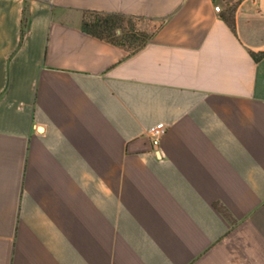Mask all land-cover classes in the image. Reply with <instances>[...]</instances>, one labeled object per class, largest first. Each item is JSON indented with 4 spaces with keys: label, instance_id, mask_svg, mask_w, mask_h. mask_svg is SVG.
Here are the masks:
<instances>
[{
    "label": "crops",
    "instance_id": "obj_1",
    "mask_svg": "<svg viewBox=\"0 0 264 264\" xmlns=\"http://www.w3.org/2000/svg\"><path fill=\"white\" fill-rule=\"evenodd\" d=\"M261 51L264 0H0V264H264Z\"/></svg>",
    "mask_w": 264,
    "mask_h": 264
},
{
    "label": "trees",
    "instance_id": "obj_2",
    "mask_svg": "<svg viewBox=\"0 0 264 264\" xmlns=\"http://www.w3.org/2000/svg\"><path fill=\"white\" fill-rule=\"evenodd\" d=\"M124 16H131L126 15L119 12H106V11H99V10H90L85 9L82 11V28L86 31L96 35L98 37H106L110 40L116 41L109 36L106 35H113V24L119 22V20ZM229 26L233 29V21L232 19H228ZM90 26V27H88ZM252 55L255 58H259L264 55V51L254 53Z\"/></svg>",
    "mask_w": 264,
    "mask_h": 264
},
{
    "label": "rangeland",
    "instance_id": "obj_3",
    "mask_svg": "<svg viewBox=\"0 0 264 264\" xmlns=\"http://www.w3.org/2000/svg\"><path fill=\"white\" fill-rule=\"evenodd\" d=\"M112 27L114 30L113 35H103L109 36L116 41L136 45L156 27V23L153 20L139 16H124Z\"/></svg>",
    "mask_w": 264,
    "mask_h": 264
},
{
    "label": "built area",
    "instance_id": "obj_4",
    "mask_svg": "<svg viewBox=\"0 0 264 264\" xmlns=\"http://www.w3.org/2000/svg\"><path fill=\"white\" fill-rule=\"evenodd\" d=\"M237 1V0H234ZM214 10L220 11L221 6L219 3H214L213 5ZM166 125L163 122H157L147 129V132L150 135L151 142L154 146V151H159V144H160V139L163 133L165 132Z\"/></svg>",
    "mask_w": 264,
    "mask_h": 264
}]
</instances>
